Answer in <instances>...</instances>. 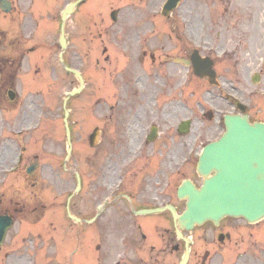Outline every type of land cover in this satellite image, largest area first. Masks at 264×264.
<instances>
[{
  "label": "flooded vegetation",
  "instance_id": "1",
  "mask_svg": "<svg viewBox=\"0 0 264 264\" xmlns=\"http://www.w3.org/2000/svg\"><path fill=\"white\" fill-rule=\"evenodd\" d=\"M25 12L13 2L11 14L6 15L0 28V216L12 220V226L0 251V264H27L31 259L36 258L38 252L34 250H37V246L33 241L34 237L38 236V228L54 227L55 222H58L53 210L55 204L60 202V197H64L69 190V179H65L61 173L57 175L53 166L57 154H60L55 151L57 147L55 121L58 115L52 108L39 107V98L44 96V89L43 85H40L38 76L45 57L43 54L39 55V50H47L50 45L41 38L36 19L29 12ZM66 62L70 63L68 59ZM46 63L47 87L53 96L56 93L54 73L57 75L58 70L50 62ZM219 73L222 77V73L220 71ZM57 78L59 81L62 79L60 76ZM69 78L70 76L67 75V79L62 81L64 89L69 88ZM166 94L167 92H163V95ZM172 97L176 99L175 96ZM210 102L212 107L221 110L218 98L211 97ZM166 107L165 105L156 116L158 124L162 121V113L166 111ZM174 109H177L176 105ZM132 112L133 109L130 111L125 109L123 119L118 122L119 118L116 117V123H126L128 114ZM214 116L215 113L210 111V121H214ZM135 117L144 121L140 113H136ZM40 118L42 126L39 124ZM216 129V124L212 123L211 141L215 140ZM119 142L120 140L116 141L117 150L113 168L123 166L131 169L135 164L143 161L144 171L149 174L157 170V161H162L164 164L167 161V146L163 141L158 140L161 145L149 154L140 152L137 157L141 159H133L132 154L126 151V146L120 148ZM118 152L121 162L117 160ZM134 152L136 153L137 150ZM171 152L178 153L174 156L175 162H179L180 158H187L185 148L181 149L177 146L172 148ZM193 161L194 158L191 162ZM31 169L34 170L30 172ZM148 174L138 180L137 184L148 183L141 189L129 193L133 205L139 208H143V205L146 207L166 205L167 200L164 195L151 192ZM85 199V197L81 199L83 204ZM176 205L179 208V205ZM85 211L86 209H83V212ZM210 226L214 227L213 224ZM229 227V224H223L218 232L228 234ZM258 230L259 227L249 230V238L252 239L258 234ZM215 238L216 236L209 238L210 251L207 249L195 255L199 257V262L195 264H213L216 247H222L215 243ZM227 238L231 237L227 236ZM236 245L238 246V242ZM175 249L179 250L180 245H176ZM238 254L239 252L235 253ZM263 254L262 241L257 237L244 252L239 254L240 261L237 264H263Z\"/></svg>",
  "mask_w": 264,
  "mask_h": 264
},
{
  "label": "rangeland",
  "instance_id": "2",
  "mask_svg": "<svg viewBox=\"0 0 264 264\" xmlns=\"http://www.w3.org/2000/svg\"><path fill=\"white\" fill-rule=\"evenodd\" d=\"M26 1L27 0H21L23 4H25ZM42 1H45V4H48L49 1L52 2V9L47 6L45 10L39 12V20H41V16L43 17L44 22L48 23L47 17L54 11L55 22L51 24L56 27L54 38L57 39L59 38L61 11L68 2L74 0ZM253 1L255 2H252L253 7L260 6L261 3H259L258 0ZM257 1L258 3H256ZM165 2L166 0H88V2L86 1L87 4L85 3L82 8L80 7L76 14L71 17V20L68 22L69 35L73 40V45L71 49H69L70 59L71 61H74L76 67L85 69L86 72L89 73V80L85 94L73 103V108L76 110L77 114L76 118L78 117L79 119L77 132L80 137H83L87 132L88 139V134L91 131L90 128L96 125L98 120L101 119L104 133H106L104 139L106 140L107 138L110 140L111 134L114 133V128L113 123L109 120L111 119L109 107L117 102V99L119 98V92L117 91L119 88V81L117 78L122 79L124 84L131 81L130 77H133V75H130L129 73L126 74V72L130 67L134 66L133 63H137V59H142L144 49L148 48L157 56L160 54L162 57L166 53L174 56L189 53L190 49L192 50L200 45L198 42H195V44L192 42L197 37L191 28L198 33L201 31L204 32L205 30V33H210V39L213 40L214 46H217V44L220 43V39L217 35L219 32H223L226 33V38L229 39L230 44L232 41H235L236 44L240 43L241 45L248 43V48H251L249 46L251 33H246L243 29H239L241 22L238 21L237 18H240L241 14H243L239 10V6L241 5L240 2L234 0L231 12H235L236 17L229 20L222 19V14L226 12V10L223 9V1L221 0H183L180 7L172 14V16L167 18H164L161 15V9ZM116 9L120 11L118 23H114L110 17L111 12ZM194 13L200 15L203 14L204 16L208 14V18L205 19L204 17L201 20L196 19ZM229 18H231V15ZM172 26L177 28L179 41H176L175 38L169 39L170 35L167 34V32L170 33L169 28ZM99 32L102 34L99 38L98 35H96L95 38L93 34ZM82 34H86V36L83 37ZM88 35L90 37H88ZM145 37H147L146 42L144 41ZM139 43L146 44L147 48H144L143 44L139 45ZM178 43L183 44L182 49H174L175 44ZM163 45H166L167 47H162ZM164 49H166V51H164ZM42 52L46 54L48 59L51 57L54 60L58 58L60 49L55 46ZM203 53L209 54L210 51L206 50ZM106 59L109 61L106 62ZM233 59H236V57L233 56ZM96 60L100 61L103 68L106 69L103 71L104 73L101 75L100 80H98V71L97 74L94 72L97 70V66L95 65ZM134 60H136V62H133ZM84 62H86V64H84ZM157 66L158 65L152 66L148 63H141L138 67L146 70V73H151V91L154 90L153 85L158 84ZM123 68H125L123 76L120 75V77H118L117 72L120 74ZM140 70L138 73H140ZM186 75H188L187 71H183L178 74L177 78L180 80L183 87L191 86V81H193L192 86L193 83H195L194 88L200 93L198 94V102L200 101V103L188 110L183 106V110L181 109L182 113L179 111L176 114V117H167L164 129L168 143H170L173 138L176 140L178 139L175 136V134H177L175 129L178 121L182 119H193L194 125L192 126V138H194L195 135L198 136L203 129L210 127V121L203 117V111L210 109L209 98H207L208 96L205 97V93H203L205 91V86H203V83H199V81H196L189 75V80L186 83ZM70 81L72 83L71 88L77 85L73 79ZM95 83H101L103 86L99 89L100 92L103 90L104 93L101 106H98L97 99L99 93ZM121 91L126 92L127 88L123 86ZM112 95L116 96L115 100H112ZM245 95L248 99L250 98L249 92H245ZM101 110L103 113H101ZM119 127L122 130V124H120ZM135 129L140 130V127ZM135 137L138 142L142 135L138 134ZM87 139H80L79 144L82 145L83 141L87 143ZM75 154L76 163L79 164L78 161H82L83 155V152L81 154V146ZM109 174L112 175L111 172ZM116 182L117 178L112 182V186ZM74 186L75 180L71 177V189ZM110 190L111 188L106 191V194H109ZM76 200L77 199H74L73 202ZM152 219H155V217L144 218L142 220L143 225L146 226L151 224L153 222ZM147 227L150 232L153 233L155 226L151 225ZM77 230V228H70L69 243L72 247L71 251L78 243L79 234ZM87 231L91 232L94 231V229L87 228ZM60 234L61 230L53 233L56 240H59ZM195 235L196 237L202 235L206 237L209 235L207 227H203L201 230L197 231ZM49 242L50 239L47 238L44 241V251L46 252L51 251V249H47ZM204 246H207V244ZM58 251L61 254L62 248H58ZM85 259L86 257L83 256L81 262L85 261ZM54 264H59L58 260H55Z\"/></svg>",
  "mask_w": 264,
  "mask_h": 264
},
{
  "label": "water",
  "instance_id": "3",
  "mask_svg": "<svg viewBox=\"0 0 264 264\" xmlns=\"http://www.w3.org/2000/svg\"><path fill=\"white\" fill-rule=\"evenodd\" d=\"M180 0H171L164 14L172 11ZM240 117L227 119L228 136L220 148L228 158L206 153L200 172L209 171L210 164L220 171L223 190L193 195L189 210L180 218L183 228L207 220L218 222L225 216L244 217L258 221L264 217V125L250 126ZM244 122V125L243 123Z\"/></svg>",
  "mask_w": 264,
  "mask_h": 264
}]
</instances>
